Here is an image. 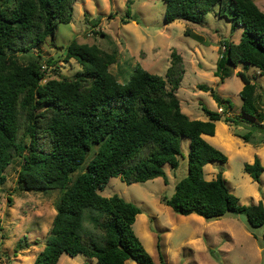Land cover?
<instances>
[{"label":"trees","instance_id":"1","mask_svg":"<svg viewBox=\"0 0 264 264\" xmlns=\"http://www.w3.org/2000/svg\"><path fill=\"white\" fill-rule=\"evenodd\" d=\"M76 1L0 0V189L7 181L6 170L20 156L22 190L60 191L52 229L35 264H58L63 254L84 255L97 264L128 260L157 264L133 229L142 210L118 195L104 197L99 192L116 177L129 185L157 178L168 184L165 166L179 168L183 138L190 140L188 174L163 203L179 215L196 214L206 220L244 215L251 228L263 229L264 239V203L240 204L223 172L206 180L205 166L225 164L228 157L203 137L215 136L218 121L238 124L260 119L262 123L257 85L245 72H238L244 87L241 112L235 117L228 116L233 110L230 100L200 85L211 92L222 113L203 107L209 120H191L177 97L186 73L178 50L171 53L165 77L137 65L130 79L121 83L110 72L117 63V51L77 41L67 46L65 57L76 60L81 71L72 79L43 83L47 66L54 62L47 61L45 67L39 60L25 62L16 55L49 40L56 46L58 25L72 22ZM164 1L166 24L177 20L201 24L219 6L218 16L244 28L238 44H224L216 77L224 81L240 64L252 65L264 75V12L254 0ZM126 16H132L129 6ZM185 34L202 41L189 30ZM41 107L44 111L39 112ZM238 136L251 141V133ZM94 147L97 150L86 170L71 180ZM244 170L254 182H261L264 166L258 157L253 164L246 163ZM160 259L163 264L162 254Z\"/></svg>","mask_w":264,"mask_h":264},{"label":"rangeland","instance_id":"2","mask_svg":"<svg viewBox=\"0 0 264 264\" xmlns=\"http://www.w3.org/2000/svg\"><path fill=\"white\" fill-rule=\"evenodd\" d=\"M254 1L264 12V0ZM128 6L132 15L130 19L126 16ZM219 9V6L214 7L201 24L185 20L166 24L164 0H77L72 22L58 25L56 46L49 40L16 57L25 62L39 60L45 67L47 61L52 60L54 63L47 66V78L43 83L50 79H72L81 71V66L74 59L66 60L67 46L72 41L97 45L106 52H118L117 63L110 72L124 83L137 65L165 77L171 64V53L176 49L184 58L186 70L177 97L183 112L191 120L203 121L207 117L203 107L222 113L211 92L200 89V85L214 89L220 97L232 102L229 117L239 116L243 89L240 88L243 84L238 76L240 71L257 85L258 105L264 117V75L258 68L240 64L224 81L215 76L224 44H238L244 29L234 27L227 17L218 16ZM126 21L129 23L125 24ZM186 30L199 35L202 41L187 36ZM41 111H44L43 107ZM220 123L219 139L225 148L211 145L223 152L229 161L205 166L206 180H214L219 172H225L228 186L240 199V204L264 203V174L257 183L244 170L246 163L253 164L250 163L252 158L259 156L264 160V118L262 123L260 119L238 124ZM246 133H251L250 142L238 136ZM25 142L29 144L30 138ZM96 150L94 147L85 164L71 175V180L86 170ZM189 150L190 140L183 138L184 156L180 157L179 168L173 170L169 165L165 166L168 184L163 178H157L129 185L121 177H116L111 178L99 193L104 197L118 195L142 210L133 229L157 264H161L160 254L163 264H264L263 229L251 228L246 216L227 214L219 219L206 220L196 214L179 215L163 203V198L173 196L177 183L188 174ZM22 164L23 157L14 159L6 170L7 181L0 189V264H35L38 254L45 248L57 214L56 201L60 191L22 190L19 183ZM19 243L20 250L17 249ZM83 259L97 264L84 255L73 258L68 254H63L58 264H83ZM129 264L137 263L129 260Z\"/></svg>","mask_w":264,"mask_h":264},{"label":"crops","instance_id":"3","mask_svg":"<svg viewBox=\"0 0 264 264\" xmlns=\"http://www.w3.org/2000/svg\"><path fill=\"white\" fill-rule=\"evenodd\" d=\"M244 87V84H242L241 85V87L240 88H243ZM219 108V107H218ZM209 120V118L208 117H206V118H204V120L203 121H208ZM219 125H221V123H220V121H218V122H216V133H215V136H208V135H203V137H204V139L207 141V142H209L210 144H212V145H214L215 147H218V148H225V145H224V143H222L221 142V140L219 139ZM264 144V143H263ZM259 154H261V152H259ZM256 157H258L259 159H260V161H261V163H262V165L264 166V160H263V158L262 157H259V156H256ZM228 161H229V158H228ZM254 161H255V159L254 158H252L251 160H250V163H254ZM228 163V162H227ZM249 164V163H248ZM207 166V165H206ZM225 174V172H223V175ZM264 174V173H263ZM262 174V175H263ZM224 178H225V175H224ZM226 179V178H225ZM261 180H262V176H261ZM226 181H227V179H226ZM227 184H228V182H227ZM257 196V198L259 199V196H258V194L256 195ZM260 202H262V201H260ZM259 202V203H260ZM258 203V204H259ZM263 203V202H262ZM203 218V217H202ZM94 260V259H93ZM83 264H91V263H89V262H91V261H86V259H83ZM96 262V261H95ZM126 264H129V260L126 262Z\"/></svg>","mask_w":264,"mask_h":264},{"label":"built area","instance_id":"4","mask_svg":"<svg viewBox=\"0 0 264 264\" xmlns=\"http://www.w3.org/2000/svg\"><path fill=\"white\" fill-rule=\"evenodd\" d=\"M221 112H222V109H221Z\"/></svg>","mask_w":264,"mask_h":264}]
</instances>
